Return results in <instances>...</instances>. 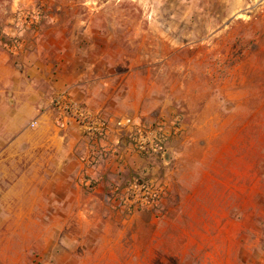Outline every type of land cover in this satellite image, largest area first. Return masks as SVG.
<instances>
[{
    "label": "rangeland",
    "instance_id": "374dc122",
    "mask_svg": "<svg viewBox=\"0 0 264 264\" xmlns=\"http://www.w3.org/2000/svg\"><path fill=\"white\" fill-rule=\"evenodd\" d=\"M53 15L75 34L97 16L110 51L83 58L111 77L135 72L132 97L150 86L188 102L175 104L173 147H190L196 168L165 208L124 210L119 241H105L107 215L73 212L42 153L15 150L19 162L0 166V264H264V0H0V46H24L20 32L32 38ZM162 163L148 166L164 174Z\"/></svg>",
    "mask_w": 264,
    "mask_h": 264
},
{
    "label": "crops",
    "instance_id": "0c3cea01",
    "mask_svg": "<svg viewBox=\"0 0 264 264\" xmlns=\"http://www.w3.org/2000/svg\"><path fill=\"white\" fill-rule=\"evenodd\" d=\"M60 18L50 16L54 25L37 32L33 40L28 33L20 32L26 36L27 42L18 49L0 46V166L19 162L13 157L15 150L21 149L28 155L30 150L37 149L42 153L38 164L54 168L53 196L69 199V206L75 213L106 214L105 241L109 236L111 238L107 241H119L116 239L124 224V209L115 200V191L123 190L136 176L150 175V178L168 185L163 209L175 188H181V185L185 188L184 175L195 171L197 159L187 160V154L191 152L188 146L175 152L173 145L184 135L183 132L169 142L168 160L160 159L165 170L161 174L159 166H148L152 160L132 154L131 144H126L128 133L117 128L112 121L127 116L145 124L161 118L172 121L178 112L175 104L188 102L170 97L163 100L160 91L150 86L139 97H132L136 87L140 86L135 72L127 75L123 71L111 77L101 58L93 57L94 60L91 58L88 62L86 57L83 58V54L110 51L97 40L106 37L103 26L92 24L97 16L82 21L85 27H81V34H75L76 31L66 24L61 30L56 24ZM66 18L64 23H71L72 18L77 20L72 16ZM132 49L136 50L135 47ZM118 52L126 53V50L119 49ZM115 80L119 81L118 87ZM147 80L150 84L151 80ZM120 86H123L122 91L128 89L127 94L119 90ZM63 92L68 93L71 102L111 121L105 138L91 139L74 117L54 105L56 96ZM184 110L186 119L191 112L189 107L184 106ZM171 156L173 170L168 166ZM130 170L135 177L127 179L126 173Z\"/></svg>",
    "mask_w": 264,
    "mask_h": 264
},
{
    "label": "built area",
    "instance_id": "2783aa9c",
    "mask_svg": "<svg viewBox=\"0 0 264 264\" xmlns=\"http://www.w3.org/2000/svg\"><path fill=\"white\" fill-rule=\"evenodd\" d=\"M54 105L74 117L91 139L100 140L107 136L111 121L93 115L80 105L71 102L67 92L57 95ZM112 123L128 133L132 154L147 160L167 161L169 142L183 132V124L179 116L174 117L172 121L161 118L150 124L131 117L116 119ZM167 193L168 185L165 183L150 178V175L136 176L123 190H116L114 198L124 210L134 213L158 207Z\"/></svg>",
    "mask_w": 264,
    "mask_h": 264
}]
</instances>
